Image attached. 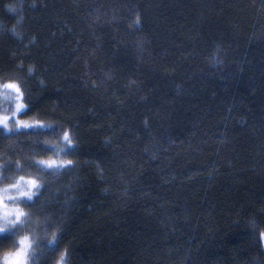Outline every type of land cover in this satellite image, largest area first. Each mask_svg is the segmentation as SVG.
Here are the masks:
<instances>
[{
  "label": "trees",
  "instance_id": "1",
  "mask_svg": "<svg viewBox=\"0 0 264 264\" xmlns=\"http://www.w3.org/2000/svg\"><path fill=\"white\" fill-rule=\"evenodd\" d=\"M10 82L28 264H264V0H0Z\"/></svg>",
  "mask_w": 264,
  "mask_h": 264
},
{
  "label": "snow or ice",
  "instance_id": "2",
  "mask_svg": "<svg viewBox=\"0 0 264 264\" xmlns=\"http://www.w3.org/2000/svg\"><path fill=\"white\" fill-rule=\"evenodd\" d=\"M12 11H15V9H10ZM3 88L10 90L11 92L15 93V108L14 111L12 113V117H8V116H0V125H2L6 130H13L11 128H9V123L10 121L15 118V116L20 113L21 111H23L26 107H28L29 105H27L26 103L23 102V93L21 88L16 84V83H6L3 85ZM51 127V125H43L41 122L37 121L35 124H29L27 121L23 120V119H16L15 120V127L19 128V127H24V128H28V127ZM63 140L66 142V145L68 147H71L73 145V139L70 136L68 131H65L63 133ZM41 165H44L48 168H52L53 166H64V165H72L73 161L72 160H66V161H61L59 164H57V161L55 160H48V161H40L39 162ZM23 179V178H21ZM29 184L36 188L37 191H39V186L37 185V182L35 180L33 181H29ZM11 187L16 188L17 190V195L12 196L9 195L8 199L16 205L15 208L10 209L8 212L4 213L5 218H7L8 216H15V219H6V223L4 225H0V232L5 231L6 228H12V227H16L19 223H22L21 221V217L23 216V212L22 210L19 208L18 206V201L20 200V198H27L28 200H32L33 197L37 194V192H33L31 190L28 191H24L21 190L19 188L18 185H12ZM4 204V199H3V193L0 192V206H3ZM259 236L261 239H264V231H261L259 233ZM20 247L17 248V250L10 254L6 260H5V264H27L28 261V257H29V248H30V244L27 243V237L23 238L20 240L19 242Z\"/></svg>",
  "mask_w": 264,
  "mask_h": 264
},
{
  "label": "rangeland",
  "instance_id": "3",
  "mask_svg": "<svg viewBox=\"0 0 264 264\" xmlns=\"http://www.w3.org/2000/svg\"><path fill=\"white\" fill-rule=\"evenodd\" d=\"M3 85H0V94L2 96L1 101L3 103L5 102V103H9L10 105H12L11 107H12L13 110L12 111H7L5 113H0V116L12 117V113H13L14 108H15V93L11 92L10 90H7V89L3 88ZM15 120H16V118H13V120L10 121L9 128H13L14 127ZM29 181H32V180L21 179V178L15 177V176L13 177L12 175H8V174L0 176V192L3 193V199H4L3 206H0V225H4L6 223V219H15L14 215L8 216L7 218H5V216H4L5 212H8L10 209L16 207V205L13 204L8 199L9 195H12V196L17 195L16 188H13L11 186L12 185H18L21 190L28 191L32 187L29 184ZM27 201H28L27 198H20V200L18 201V206L25 205L27 203ZM19 208H21V206ZM34 223L35 222H33V224ZM6 229H8V230L11 229L12 232H9V234L10 233H14L15 235H17L19 241L14 243L13 246L10 249H8V250H6V251H4L3 253L0 254V264H5L6 258L10 254L14 253L17 250V248L20 247L19 242H20L21 239L24 238V236L21 235V233H17V232H19L18 231L19 230V226L18 225L16 227H12L10 229L6 228ZM4 233H5L4 231L0 232V236L1 235L2 236L6 235ZM28 259H29V257H28ZM28 262H29V260L27 261V264H28Z\"/></svg>",
  "mask_w": 264,
  "mask_h": 264
}]
</instances>
